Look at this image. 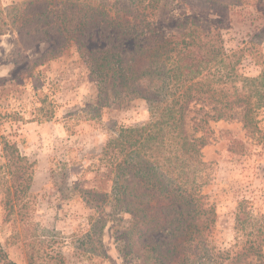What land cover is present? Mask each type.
<instances>
[{
    "label": "trees",
    "instance_id": "1",
    "mask_svg": "<svg viewBox=\"0 0 264 264\" xmlns=\"http://www.w3.org/2000/svg\"><path fill=\"white\" fill-rule=\"evenodd\" d=\"M166 1L26 0L5 8L0 1V37L17 30L23 41L43 43L53 30L61 46L43 61L72 49L97 81L100 101L111 92L116 99L149 105V123L120 128L104 149L107 167L117 174L111 205L132 215L127 238L139 258L147 264H264V216L254 215L249 201L239 202L234 244L215 247L207 233L217 215L202 192L210 178L203 151L219 143L211 123H233L239 112L245 138L264 142V65L257 77L238 73L237 54H227L222 31L213 23L192 21L179 34L160 31L157 17ZM195 2L196 8L215 13L238 4L264 11L263 0ZM96 25L118 35L109 37L111 47L89 48L88 32ZM120 40L133 42L132 52L124 55L116 45ZM223 142L231 157L242 163L250 157L247 141L230 135ZM3 151L11 167L5 198L10 215L31 188L33 163L16 144L5 142ZM0 264H17L1 243Z\"/></svg>",
    "mask_w": 264,
    "mask_h": 264
},
{
    "label": "rangeland",
    "instance_id": "2",
    "mask_svg": "<svg viewBox=\"0 0 264 264\" xmlns=\"http://www.w3.org/2000/svg\"><path fill=\"white\" fill-rule=\"evenodd\" d=\"M0 1L5 8L26 0ZM195 3L167 0L157 17L160 31L179 34L192 21L213 23L222 31L227 54H237L238 73L257 77L264 65V11L238 4L215 13ZM88 35L94 50L111 47L118 36L104 25L91 27ZM23 38L17 30L0 37V243L17 264H147L129 248L132 215L112 208L117 174L107 167L104 149L120 128L149 123V105L142 99H116L111 92L100 101L97 81L72 49L43 61L48 51L60 49L55 31L43 43ZM116 45L124 55L134 49L131 41ZM240 119L236 112L233 123H211L219 143L203 151L210 178L202 192L217 215L207 234L222 249L235 242L239 202L249 201L247 208L264 216V142L245 138ZM260 121L264 128V110ZM226 132L248 142L250 157L244 163L224 150ZM5 142L16 144L33 163L31 188L10 215Z\"/></svg>",
    "mask_w": 264,
    "mask_h": 264
}]
</instances>
